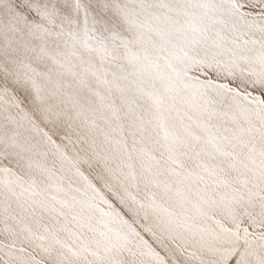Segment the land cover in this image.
<instances>
[{
    "label": "snow or ice",
    "instance_id": "6c2138e0",
    "mask_svg": "<svg viewBox=\"0 0 264 264\" xmlns=\"http://www.w3.org/2000/svg\"><path fill=\"white\" fill-rule=\"evenodd\" d=\"M0 264H264V0H0Z\"/></svg>",
    "mask_w": 264,
    "mask_h": 264
}]
</instances>
